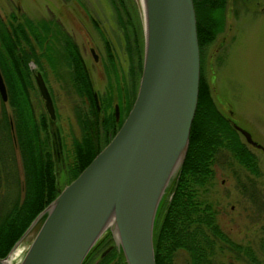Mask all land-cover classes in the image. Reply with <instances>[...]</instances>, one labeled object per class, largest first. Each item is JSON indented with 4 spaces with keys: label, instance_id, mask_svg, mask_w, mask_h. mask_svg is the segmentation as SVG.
Instances as JSON below:
<instances>
[{
    "label": "trees",
    "instance_id": "trees-1",
    "mask_svg": "<svg viewBox=\"0 0 264 264\" xmlns=\"http://www.w3.org/2000/svg\"><path fill=\"white\" fill-rule=\"evenodd\" d=\"M191 1L199 52L197 100L183 160L167 190L168 198L162 200L155 215L154 263L173 264L174 252L180 249L186 253L185 264H222L217 258L225 254L249 264H260L250 244L233 240L221 229L216 221L215 204L207 196L214 164L224 154H229L252 176H259V167L250 145L216 108L202 74V49L214 38L220 26L216 10L223 6L224 0ZM26 26L27 30L22 25H5L0 20V74L6 91L5 102L10 109L8 116L4 101L0 100L1 257L9 251L34 215L77 175L118 127V124L111 129L108 126L113 120L108 103L100 105L102 111L95 108L91 80L77 45L66 31L48 30L45 21L39 24L30 21ZM41 55L54 74H57L58 62L67 66L70 85L86 101L85 111L75 113L80 135L72 139L71 162L63 185L58 184L54 173L48 113L46 110L45 113L43 110L35 113L29 95V90L35 87L28 61L32 59L40 65L38 58ZM48 92L52 98L50 90ZM13 145L22 168L21 195L12 175ZM8 184L10 188L1 191V187ZM239 185L241 192L256 203V195L252 192L254 184L251 182L248 186L240 182ZM247 188H250L249 192ZM103 246L101 251L106 252L96 264H108L112 259L111 264H125L108 231L88 253L100 251L98 249ZM261 250L264 253V238Z\"/></svg>",
    "mask_w": 264,
    "mask_h": 264
},
{
    "label": "water",
    "instance_id": "water-1",
    "mask_svg": "<svg viewBox=\"0 0 264 264\" xmlns=\"http://www.w3.org/2000/svg\"><path fill=\"white\" fill-rule=\"evenodd\" d=\"M138 1L141 71L125 117L90 161L34 215L0 256V264L36 222L24 252L16 253L11 264H81L105 231L125 264H155L154 219L186 151L197 100L199 52L191 0ZM34 82L49 118H54L39 72ZM0 98L6 100L1 74ZM231 124L246 143L264 150L246 129Z\"/></svg>",
    "mask_w": 264,
    "mask_h": 264
},
{
    "label": "rangeland",
    "instance_id": "rangeland-1",
    "mask_svg": "<svg viewBox=\"0 0 264 264\" xmlns=\"http://www.w3.org/2000/svg\"><path fill=\"white\" fill-rule=\"evenodd\" d=\"M216 14L220 26L214 38L202 49V74L216 108L230 124L235 122L246 129L251 138L264 147V9L261 10L260 4L246 6L244 2L238 5L236 0H225ZM126 15L127 22H131L124 27L128 37L131 39L133 35L135 38L139 34L141 42V10L138 0H0V20L5 25H22L27 30V22L39 24L45 21L48 30L66 31L88 67L98 104H102L104 90L107 88H111L115 94L114 81L110 80L111 71L108 68L109 52L115 61L122 60L125 67L124 29L118 22L125 20ZM33 46L38 51L34 42ZM90 47L98 60L93 61ZM38 60L40 65L30 59L28 67L32 79L35 72L43 74L46 87L51 92L54 118L47 117L48 130L54 173L58 184L63 185L64 177L67 176L66 169L71 162L72 139L80 135L75 113L85 111L86 101L70 85L66 65L58 62L57 74H54L42 55ZM32 82L35 87L29 90L32 107L35 113L41 110L45 113L34 79ZM111 100L114 102L115 97L112 96ZM4 105L9 116V106L5 101ZM98 115L100 117L101 113ZM249 147L257 157L259 176H252L226 153L214 164V176L207 196L215 204L216 221L221 229L233 240L250 244L259 263L264 264V253L261 250L264 238V151ZM11 153L14 184L21 195L22 168L15 145ZM240 182L248 186L251 182L254 184L252 192L256 195V203L249 195L241 192ZM8 188L9 184L3 185L1 191ZM168 194L166 192L163 200L168 198ZM37 225L38 222L15 246L18 254L24 252ZM185 258L186 253L178 249L174 252L173 264H185ZM217 260L222 264H249L227 254ZM107 263H113V259ZM86 264H92L91 260Z\"/></svg>",
    "mask_w": 264,
    "mask_h": 264
},
{
    "label": "flooded vegetation",
    "instance_id": "flooded-vegetation-1",
    "mask_svg": "<svg viewBox=\"0 0 264 264\" xmlns=\"http://www.w3.org/2000/svg\"><path fill=\"white\" fill-rule=\"evenodd\" d=\"M225 1V0H224ZM238 5H240V2H244L246 6L250 5H256L260 4L261 10L264 9V0H236ZM128 21V16L126 15V19L119 21L118 23L121 25L120 27H125ZM130 29L132 31V25H130ZM123 37H124V53L126 54L125 56V67H123L122 60H116L113 59L112 54L109 52L107 61L110 63L109 71L110 73V80L114 81L113 82V89L115 94H113V91L111 88H107L104 90V99L101 101L103 104L108 103L109 108H111V111L113 113V120L110 121L109 127L110 129L115 127V125L119 124L122 122L123 118L125 117L133 99L136 93V88L138 84V79L141 71V52H142V38L140 42V37L139 34L134 38H129L127 30L124 29L123 31ZM91 57L94 60H98L97 55L92 52V47L89 48ZM111 51V50H109ZM80 57L82 59L81 52L79 51ZM82 63L84 67L86 68L87 74L89 75L88 67L84 60L82 59ZM111 67V70H110ZM105 70V69H104ZM106 71V70H105ZM108 73V72H107ZM43 82H44V77L41 75ZM34 78V75H33ZM90 78V76H89ZM121 78V81H120ZM91 80V79H90ZM92 82V81H91ZM93 99L96 98V101L94 99L95 103V108L97 110H101V104H98L97 101V96H96V91L93 88L92 92ZM112 96L115 97V101L113 102ZM112 101V102H111ZM44 105V104H43ZM115 108L117 111V114L115 115ZM238 131V130H237ZM254 147V146H252ZM257 148V147H254ZM260 149V148H258ZM262 150V149H261ZM264 151V150H263ZM106 251H92V253H88V256L86 258L84 257L82 263L86 264L87 261L92 262V264H96L99 260H101V257L103 253Z\"/></svg>",
    "mask_w": 264,
    "mask_h": 264
},
{
    "label": "bare ground",
    "instance_id": "bare-ground-1",
    "mask_svg": "<svg viewBox=\"0 0 264 264\" xmlns=\"http://www.w3.org/2000/svg\"><path fill=\"white\" fill-rule=\"evenodd\" d=\"M17 252H18V250L17 251L14 250L12 255L10 254L9 257L6 259L5 264H11L12 257H15Z\"/></svg>",
    "mask_w": 264,
    "mask_h": 264
}]
</instances>
